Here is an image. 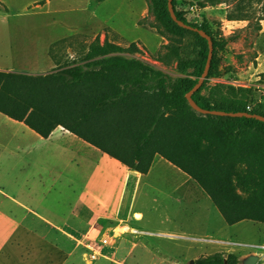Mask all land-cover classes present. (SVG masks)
Returning <instances> with one entry per match:
<instances>
[{
	"label": "trees",
	"instance_id": "trees-1",
	"mask_svg": "<svg viewBox=\"0 0 264 264\" xmlns=\"http://www.w3.org/2000/svg\"><path fill=\"white\" fill-rule=\"evenodd\" d=\"M233 1L236 9L227 15L228 21L249 20L246 9L253 3L261 5L264 20V0ZM177 2L173 0L177 18L205 31L217 52L219 43L209 23L186 17L193 14L189 6L205 9L208 3H186L178 10ZM149 12L155 19L151 27L168 39L158 60L165 66L175 64L179 76L143 62L135 43L125 48L107 39L101 42L100 37L90 44L83 63L69 65L55 53L59 41L50 50L57 65L51 73L0 71V113L45 139L61 126L143 175L160 156L199 185L227 225L264 224V122L195 112L186 96L204 73L208 41L173 21L168 0H150ZM215 69L212 60L207 79L193 95L201 108L264 117V103L251 88L221 83L209 87ZM195 264L240 261L235 255L215 254Z\"/></svg>",
	"mask_w": 264,
	"mask_h": 264
},
{
	"label": "rangeland",
	"instance_id": "rangeland-1",
	"mask_svg": "<svg viewBox=\"0 0 264 264\" xmlns=\"http://www.w3.org/2000/svg\"><path fill=\"white\" fill-rule=\"evenodd\" d=\"M209 1L177 2L178 10H184L186 3H208L206 9L198 7L200 10L186 15L194 23H202L205 19L219 43L213 55L216 69L208 86L221 83L251 88L254 97L264 103V20L261 5H247V21H228L226 17L235 11L237 2L221 0L225 3L214 6ZM149 6L150 0H0V65L23 68L28 63H43L44 46L62 39L56 46L61 48L55 53L61 56L62 62L74 65L83 63L90 44L97 37L101 42L107 39L125 48L139 37L142 41L135 43L140 49L137 57L149 60L159 70L179 76L175 64L165 66L158 60L160 53L165 52L163 45L168 44V39L151 27L155 25V19L149 12ZM161 171L164 174H160ZM138 177L130 171L125 183L129 204L128 210L122 211L125 221L120 226L104 223L96 227H51L63 237L52 233L47 241L41 244L34 241L24 246L23 251L52 250L49 251L48 264H192L215 254L235 255L240 264H245L251 256H257L264 264V250L259 248L264 245V224L244 221L229 226L216 210L215 214L224 223L223 230H219L218 222L213 219V227L218 232L206 233L198 209V205H204V200L201 198L200 204L191 201L197 192L205 196L194 180L175 167L167 169L157 164L149 178L157 192L176 187L175 199L169 200L167 195L159 193L175 222L171 220L163 224L161 211L156 212L157 204H153L144 222L135 225L137 211L133 209L132 199L140 185ZM0 188L3 191L0 192V219L32 217L23 206L12 203L8 196L38 213L42 212L14 186L0 182ZM64 207L66 211L65 204ZM0 230L6 231H0L1 262L7 260L8 255L10 264H36L31 256L21 260L13 250L9 253L14 239L13 227L1 225ZM18 233L24 232L20 230ZM6 240L11 241L10 244ZM120 246L125 249L118 252L120 258L107 251L109 247ZM128 251L129 256L122 258Z\"/></svg>",
	"mask_w": 264,
	"mask_h": 264
},
{
	"label": "crops",
	"instance_id": "crops-1",
	"mask_svg": "<svg viewBox=\"0 0 264 264\" xmlns=\"http://www.w3.org/2000/svg\"><path fill=\"white\" fill-rule=\"evenodd\" d=\"M108 1L105 0V2ZM141 41V38L138 37L131 43ZM56 43L57 41L44 46L42 50L43 63H28L23 68L0 65V71L28 75H43L52 72L57 65L50 50ZM157 164L167 169L175 167L162 157L156 156L148 174L143 175L131 171L135 176H139L140 182L138 191L132 199L133 209L137 211L135 212V225L139 226L144 222L146 214L152 209L153 204H157L156 212L161 211V218L164 219L163 224L170 223L171 220L175 222L166 210L168 205L165 200L159 198V193L167 195L169 200L175 199L176 187L169 188L168 191L157 192V188L149 182ZM129 174L130 170L118 160L61 126L56 128L49 138L45 139L24 123L0 113V182H7L18 191L24 192L26 200L42 211L38 213L22 204L18 199L8 196L12 203L23 206L32 216L23 219H0V226L13 227L14 229L13 241H5L7 244L11 242L9 253L13 250L16 257L18 256L21 260L31 256L36 264H48L49 251L52 250L44 251L43 248H39L36 251L25 253L23 247L34 241L41 244L43 241H47L52 233L63 237L62 233L60 234L57 229L51 227L71 225L96 227L104 223L120 226L122 221H125L122 211L128 210L129 201L125 183L128 181ZM160 174H164L163 171ZM200 190L205 197L197 192L196 197L191 201L198 204L201 198L204 200V205L200 203V206L198 205V209L201 211V221L204 222L201 224L204 225L203 229L206 233L218 232L212 223L213 219H216L220 226L219 230H223L224 223L215 214L217 208L209 196L201 188ZM0 192L3 193L1 188ZM64 204L67 206L66 211ZM43 227L46 228L43 230ZM20 230L24 233H18ZM56 249L58 252L60 251L59 248ZM122 249V246L120 248L109 247L107 251L118 258V252ZM128 256L129 251L122 258ZM6 257L7 260L4 259V262H1L0 253V264H10L8 255Z\"/></svg>",
	"mask_w": 264,
	"mask_h": 264
},
{
	"label": "water",
	"instance_id": "water-1",
	"mask_svg": "<svg viewBox=\"0 0 264 264\" xmlns=\"http://www.w3.org/2000/svg\"><path fill=\"white\" fill-rule=\"evenodd\" d=\"M168 5H169V12L171 15V18L173 19L174 22L177 23V25L183 29L186 30H190V31H194L196 33H198L202 38L206 39L208 41L209 44V56H208V60L206 63V67L204 70V73L202 74L201 78L199 79L198 83L196 84V86L193 88V90L186 96L187 101L190 105V107L197 113L203 115V116H217V117H231V118H249V119H256L258 121L264 122V117L260 116V115H252L249 113H228V112H224V111H215V110H207V109H203L201 108L193 99V95L199 91V89L203 86L205 80L208 77L210 68H211V63L213 60V55H214V44H213V40L212 37H210L205 31L194 28L186 23H184L183 21L179 20L176 16L175 10H174V6H173V0H168ZM259 263V258L257 256H251L248 258V260L245 262V264H258ZM192 264H195L194 262H192Z\"/></svg>",
	"mask_w": 264,
	"mask_h": 264
},
{
	"label": "built area",
	"instance_id": "built-area-1",
	"mask_svg": "<svg viewBox=\"0 0 264 264\" xmlns=\"http://www.w3.org/2000/svg\"><path fill=\"white\" fill-rule=\"evenodd\" d=\"M206 9V8H205ZM198 10H200L199 8H198V6L197 5H194V6H189L188 7V11L190 12V13H195V12H197ZM202 10H204V9H202ZM143 62H145V63H148V64H150V65H155V64H153V63H151L149 60H147V59H141ZM259 248H261V249H263L264 250V245L263 246H259Z\"/></svg>",
	"mask_w": 264,
	"mask_h": 264
},
{
	"label": "bare ground",
	"instance_id": "bare-ground-1",
	"mask_svg": "<svg viewBox=\"0 0 264 264\" xmlns=\"http://www.w3.org/2000/svg\"><path fill=\"white\" fill-rule=\"evenodd\" d=\"M127 232V231H126Z\"/></svg>",
	"mask_w": 264,
	"mask_h": 264
}]
</instances>
